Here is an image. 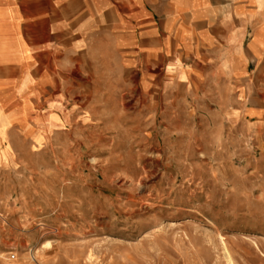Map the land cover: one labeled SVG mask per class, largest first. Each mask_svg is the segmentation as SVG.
<instances>
[{
	"label": "rangeland",
	"instance_id": "374dc122",
	"mask_svg": "<svg viewBox=\"0 0 264 264\" xmlns=\"http://www.w3.org/2000/svg\"><path fill=\"white\" fill-rule=\"evenodd\" d=\"M208 65L197 85L112 69L19 95L0 264H264V54Z\"/></svg>",
	"mask_w": 264,
	"mask_h": 264
},
{
	"label": "crops",
	"instance_id": "0c3cea01",
	"mask_svg": "<svg viewBox=\"0 0 264 264\" xmlns=\"http://www.w3.org/2000/svg\"><path fill=\"white\" fill-rule=\"evenodd\" d=\"M262 54L264 0H0V135L19 95L67 78L153 68L197 85L206 64L244 70Z\"/></svg>",
	"mask_w": 264,
	"mask_h": 264
}]
</instances>
